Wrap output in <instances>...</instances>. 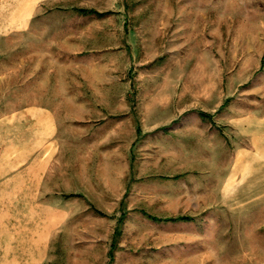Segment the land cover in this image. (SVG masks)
Listing matches in <instances>:
<instances>
[{
	"label": "rangeland",
	"instance_id": "1",
	"mask_svg": "<svg viewBox=\"0 0 264 264\" xmlns=\"http://www.w3.org/2000/svg\"><path fill=\"white\" fill-rule=\"evenodd\" d=\"M38 8L50 17L39 35L0 39V74L36 64L22 44L49 45L55 93L47 96L56 98H0V118L43 102L61 178H78L77 194L62 187L60 196L72 205L66 223L75 222V237L52 264H229L235 238L228 197L218 194L229 145L213 141L216 127L200 113L220 124L230 112L264 107V0H50ZM2 75V92L22 91L21 78L4 83ZM1 123L3 139L29 138Z\"/></svg>",
	"mask_w": 264,
	"mask_h": 264
},
{
	"label": "crops",
	"instance_id": "2",
	"mask_svg": "<svg viewBox=\"0 0 264 264\" xmlns=\"http://www.w3.org/2000/svg\"><path fill=\"white\" fill-rule=\"evenodd\" d=\"M49 1L0 0V39L38 34L43 20L50 19L38 7ZM44 46L28 42L21 45L24 53H33L36 64L23 65L20 71L14 67L1 69L5 78L1 82H15L11 79L19 77L23 87L22 91L0 90V98H56L47 96L55 93L51 85L55 72L52 62H46V58H52L47 55L51 46ZM240 110L223 115L227 122L220 124L207 113L200 116L209 118L216 127L213 141L220 147L229 145L227 159L221 160L227 168L218 179V194L228 197L229 228L235 238L229 264H264V107ZM1 118L0 124L17 127L21 137L29 138L9 141L3 139L0 130V264H52L61 258L62 243H72L75 237V222L66 223L74 213L72 205L70 201L62 205L60 196L62 187L67 189V196L76 195L78 178L74 175L72 182L61 178L60 158L55 156L59 153L54 140L56 126L43 102L28 103ZM79 180L82 182L81 177Z\"/></svg>",
	"mask_w": 264,
	"mask_h": 264
},
{
	"label": "trees",
	"instance_id": "3",
	"mask_svg": "<svg viewBox=\"0 0 264 264\" xmlns=\"http://www.w3.org/2000/svg\"><path fill=\"white\" fill-rule=\"evenodd\" d=\"M79 12L81 13H93V14H97L99 16L105 14V12H100V11H97L95 9H87V8H78L77 9ZM203 115V113H201ZM145 213V212H144ZM147 214V213H146ZM147 217L153 221H187V220H190V216L188 215H178V216H169V217H158V216H155V215H151V214H147Z\"/></svg>",
	"mask_w": 264,
	"mask_h": 264
}]
</instances>
